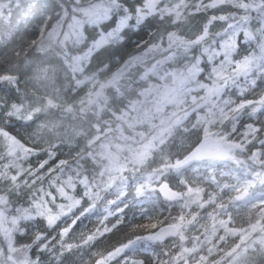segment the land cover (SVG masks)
Masks as SVG:
<instances>
[{"label":"snow or ice","instance_id":"snow-or-ice-1","mask_svg":"<svg viewBox=\"0 0 264 264\" xmlns=\"http://www.w3.org/2000/svg\"><path fill=\"white\" fill-rule=\"evenodd\" d=\"M71 7L60 4V11L56 14V21L50 29L45 31L47 25L41 29L40 35L32 41V47L38 53H46L52 46L59 45L65 54V63L72 73L75 88L91 81L93 88L75 103L59 102V89H55L56 95L45 90L43 95L30 99L28 94L21 95L19 91V77L12 69L0 71V87L7 85L11 91L15 88L13 95L7 99H0V184H7V190H0V264H42L45 254L48 256L47 264H63L66 252L78 250L82 245H90L98 236L116 229L123 219H118L111 228L104 226V220L100 221V227L90 235L81 236L82 245L68 244L65 242L74 227L82 219L86 218L97 201L104 198L106 192L115 190L118 194L115 200H107L105 211L107 217L120 216L123 218L126 209L129 207L125 201L129 196L133 200L143 201L159 200L162 196L169 206L179 204L181 215L170 217L176 222L169 223L167 227L157 229L156 223L144 225L150 229V234L145 236L135 235L128 238L106 254H99L95 264H144V261L130 259L127 252L136 245L144 242H163L165 237H179V243H174L170 250H161L154 253L153 264H240L249 248L259 246L264 250V194L258 198L257 203H251L248 208V219L246 227H230L234 217L232 210L245 206L251 191L257 182L264 186V121H255L244 125L242 132L238 131V124L242 115L249 119L257 113L264 114V93L259 98L242 99L250 86L257 84L259 77L264 80V0H136L135 4H129L128 0H71ZM4 5L0 4V8ZM224 6H229L233 11L226 14L211 15L207 17L202 30L199 26L196 31L201 34L195 35L194 39L186 38V35L194 33L180 32L184 28H191L192 19L196 14H206L209 10L222 11ZM191 9L192 11H189ZM48 17V22L52 21ZM221 21L227 24L223 32L210 35V26L214 22ZM111 25L106 30L105 26ZM145 25L156 27V31L149 34L148 41L138 46L143 52L129 57L124 63L112 73L106 82H97L93 77L75 79L77 73L85 70V62L90 61L101 49L111 44L122 41L123 34L133 29H143ZM91 28L95 37L88 42L87 34ZM175 29V30H170ZM243 34V41L238 42V35ZM217 38L219 43L217 44ZM212 43L204 47L200 55L193 56L182 68L165 70L160 80L167 81L163 85L162 99L169 102L182 103L184 98L191 96L192 107L184 110L182 115H176L175 120L161 121V127L151 138L134 151L130 159L121 161L111 150V145L103 143L100 145L102 151L96 153L92 146L101 140V133L107 134L112 131L111 121H100L90 127L97 133L88 140L87 148L76 152L73 155L72 145L69 146V157L59 160L55 168H49L48 172L41 174L42 170L54 156L57 149L65 146V141L60 138L58 131L60 125L52 123L50 126L41 124L38 127L48 131L59 140L58 144L49 142L47 150L48 159L40 161L37 168H24L23 162L28 157L38 155L34 147H29L27 141L14 135L11 129L16 126L30 128L32 124L40 119V114L52 109L62 110L63 114L76 116L77 113L84 116L96 110V115L101 116L109 103L105 90L111 88L121 96L120 84L133 69L140 67L150 55H161L163 59L156 60L151 68L147 69L144 76L140 78L145 81L151 75H155L168 62H176L185 58L194 46L206 42ZM75 45L77 49L87 45L86 51L82 54L70 55L69 45ZM255 45L252 47V45ZM247 45L251 51L242 59L234 60L233 55L239 47ZM207 57L211 65L206 77L207 82H202L198 77L203 74L201 67L203 58ZM109 65H104L106 70ZM47 69L42 75H37L36 80H49ZM243 78V83L241 79ZM98 83V87L95 85ZM158 85H149L137 93L138 97H147ZM235 89L239 93V103L232 98H225L229 90ZM203 92V95H198ZM142 101L137 98L130 100L128 105L119 111L109 110L115 121L126 123L128 128H133L136 123L142 121L133 120L129 122L130 113L138 109ZM250 109V111H247ZM160 108L157 107V111ZM195 116L194 128L202 129L203 135L198 143L185 154H177L173 161L172 156L163 153L165 136L171 131L174 125L181 121ZM149 119L148 113L144 114ZM23 122V123H22ZM166 125V126H165ZM230 125V130L228 126ZM216 131H212V129ZM116 130L120 132L121 139L123 128L117 124ZM79 135V133L77 134ZM143 136V133H141ZM29 139H32L31 137ZM258 144L259 147H255ZM118 149L120 145L116 146ZM161 152L159 167L152 168L145 174L142 169L153 157L154 152ZM98 157L100 159H98ZM106 159L107 163L102 160ZM7 161V163H4ZM91 161L93 172L91 176L85 174L84 165ZM218 162L231 165L230 171L222 174V178L228 181L221 183L214 174L196 177L195 181L184 178L188 169L194 172L214 169ZM74 165V166H73ZM98 169V170H97ZM67 170L75 175H68L67 179L61 180ZM56 172L58 175L52 176ZM175 173L179 180V186L186 188V191H174L166 180L168 173ZM139 173V175H137ZM47 176H52L48 181L47 188L44 181ZM204 183L213 188L208 192L204 187L189 186L192 183ZM37 184L40 187H37ZM83 187L82 196L78 199L69 194V190ZM55 188V194L51 189ZM219 191H216V190ZM222 192H235L227 202L222 201ZM15 195L16 200L11 198ZM57 196L68 201L67 203L56 204ZM207 196V199L204 197ZM27 197V200H24ZM91 201L89 207L84 208L79 215H75L77 206H83V202ZM183 203H180V202ZM220 201V202H218ZM22 202L20 206L13 209L15 203ZM27 204V207L23 206ZM54 205L58 211L53 212ZM123 205V207H120ZM196 206L198 209L212 208L207 213L206 219L212 221L211 227H205L203 239L200 236L187 237L186 230L197 220V213H192L191 219H186L183 210ZM115 208V211L112 209ZM14 211V214H10ZM147 210L141 209L140 215L143 218ZM74 216L71 223L64 227L59 233V241L50 238L49 229H52L62 217ZM227 216V219H220ZM46 221L43 229L37 228L34 239L30 243L17 247L14 242L16 233L25 234L28 230L22 225L38 222L40 219ZM101 228L103 229L101 231ZM223 235H219V230ZM229 237L238 238L239 243L225 250L221 245ZM185 242L191 243L192 247H185ZM6 244V248L2 245ZM210 245V246H209ZM179 248V251L176 249ZM205 248L207 254L203 255ZM36 249V258L30 255V250ZM59 249V250H58ZM175 252V254H173ZM216 252L219 260L210 259ZM167 257V258H164ZM198 257V258H197Z\"/></svg>","mask_w":264,"mask_h":264},{"label":"trees","instance_id":"trees-1","mask_svg":"<svg viewBox=\"0 0 264 264\" xmlns=\"http://www.w3.org/2000/svg\"><path fill=\"white\" fill-rule=\"evenodd\" d=\"M4 2H9V5L5 7L7 11H3L0 13V71H4L8 68L10 64L16 62L18 64V69L14 74L18 75L19 83L21 81L28 83L29 79L32 77L35 70L41 67H49L52 71L55 72L56 79L61 74V70L69 71L67 68V64L65 63V54L63 52L62 55L50 51L49 49L45 55L36 56V54H40L36 51L34 47H32V41L36 40L40 35L38 32L37 25L45 24L48 29L51 28L52 23L56 21V14L60 11L59 5L62 3L68 7H71V0H0ZM129 4H135L136 0H128ZM48 17H52V21L48 22ZM111 25H106V30L110 29ZM47 28H45L46 31ZM156 27H149L145 25L143 29H133L127 31L123 34V40L117 41L110 46H107L101 49L97 54L90 59V61L85 62V70L82 73H77L75 75L78 79H83L85 77L98 76L103 77L104 75L116 71L122 62L127 60L130 55H135L138 50V46L145 42L149 34L152 33ZM95 37V32L89 28V32L87 34L88 42ZM241 35H238V42H242ZM255 45L253 44L252 47ZM69 48L71 51L70 55L82 54L87 49V45L80 47L77 49L75 45L70 44ZM248 51H251V47L245 45L244 47H239L237 53L233 55L234 59H241ZM34 55L33 58L24 64L25 59L28 56ZM24 66H23V65ZM104 65H109L106 70H101L104 68ZM202 68H204L203 74L198 77V79H206L205 74L208 75L210 71L211 65L208 64L207 60L203 59ZM205 73V74H204ZM257 79V84L264 83V80H260L259 77H252ZM22 82V83H23ZM74 85V84H73ZM21 95L26 92L24 89L20 90ZM15 92V88L11 91L7 85L0 87V99L4 94H6L7 99L9 96L13 95ZM66 94H68L69 102H74L79 100L83 94L82 85L77 88H70L66 90ZM236 98L238 94L235 92V89H231L228 92V98ZM264 121V114L257 113L256 116H253L251 119L246 118L244 116L241 117V120L238 124V131L242 132L244 130L245 123H253L255 121ZM23 123V122H22ZM25 128L23 126H16L11 129L14 135H17L18 138H23L22 142L27 141V135L30 133L32 127ZM178 135V136H177ZM189 138L188 142H186V138ZM201 138L199 129L194 128L193 126L189 128L187 134L183 130L176 131L175 136H171L170 140L166 144L167 152L172 156L173 161L175 160V156L177 154H185L189 151ZM28 144V141H27ZM61 157L57 153L49 163H57ZM89 168L86 169V174L91 176V161H89L86 166ZM159 167L154 164L148 165L142 169V171H150L152 168ZM231 166L222 162H218V166L214 169H209L207 172L201 170L199 172H194L192 169H188L184 173V178L187 180L195 181L196 177L205 176L207 174H214L216 177H221L225 172L230 171ZM225 170V171H223ZM139 175V173H137ZM223 179V178H222ZM166 180L169 185L177 191H185V187L179 186L180 177H178L174 172L168 173L166 176ZM228 181V180H227ZM189 186H200L204 187L206 191L211 192L213 188L209 187L204 183H192ZM216 191H219L218 189ZM261 194H264V186H262L259 182L255 185V188L251 191V194L248 200L245 202V206L239 210L233 209L232 215L234 217L233 223L230 224L231 227H246V221L248 219V208L251 203H255L256 198H259ZM118 195V194H117ZM116 194H112L110 191L104 194V198L101 201L96 202L95 208H93L92 212L89 215L82 219L78 224L74 227L72 231H70L69 235L65 237V242L68 244H76L82 245L81 236L86 237L87 235L92 234L96 231L98 227H100V221L104 220V226L111 228L112 224L116 223L118 219H123V222L111 232L105 233L103 236H98L94 241L91 242L90 245H82L78 250L74 249L71 252H66L64 256L63 264H81L84 263L86 254L87 256H93L95 258L89 259V264H92L93 261L99 258V254H106L107 251L112 250L114 247L119 246L122 243H126L128 238H133L135 235L145 236L150 234V229H146L143 226L156 223L157 228L162 225L174 223L176 222L174 219L170 217H179L181 215V208L178 204H173L169 206V204L164 201V198L161 196L159 200H149L145 198L143 201L137 199L133 200L131 196H129L128 200L125 201L129 205L126 209L125 214L122 217L120 216H107L105 208H107V200H115L117 197ZM80 196V195H79ZM222 201L227 202L230 197L229 192H222ZM207 199V196L204 197ZM220 202V201H218ZM91 204V201L85 200L83 202V206H77L75 211V215H79L80 212L83 211L84 208H87L88 205ZM23 206L25 204L23 203ZM123 207V205H120ZM147 210V214L141 218L140 212L141 209ZM115 211V208L112 209ZM212 208L206 209H198L196 206H192L190 208H185L183 213L185 214L186 219L192 218V213H197V220L193 225L189 226L188 231L185 233L187 237L191 238L194 236H200L203 239V233L205 231V227L210 228L212 221L206 219L207 213L211 212ZM149 215V216H148ZM75 217L72 216L70 218L62 217L61 220L57 221V224L53 226L52 229H49L50 238L54 237L55 241H59L58 233L64 228L67 227L71 220ZM220 219H227V216H222ZM46 226L45 221L41 218L38 222L25 224L28 230L25 234L21 235L20 233L15 234V240L22 241V244L30 243L34 239L35 232L37 228L43 229ZM103 229L101 228V231ZM219 235H223V230H219ZM178 237H168L165 238L163 242L153 241V242H144L142 241L134 248L130 249L127 252V256L130 259H136L144 261V264H153V257L150 250H156L160 252L161 250H168V247L174 243H177ZM235 243H239L238 238L229 237L226 242H224L221 247L227 250L229 247L233 246ZM210 246V245H209ZM185 247H192L191 243L185 242ZM59 250V249H58ZM94 251V254L91 252ZM37 250H30V255L33 259L36 258ZM175 254V252L173 253ZM203 255L207 254V248H205ZM167 258V257H164ZM198 258V257H197ZM210 259L219 260L220 256L213 253V256ZM48 256L44 255L42 259V264H47ZM240 264H264V250L257 246H253L249 248L247 253L241 257Z\"/></svg>","mask_w":264,"mask_h":264},{"label":"rangeland","instance_id":"rangeland-1","mask_svg":"<svg viewBox=\"0 0 264 264\" xmlns=\"http://www.w3.org/2000/svg\"><path fill=\"white\" fill-rule=\"evenodd\" d=\"M193 2H194V0H193ZM206 2H207V0H206ZM0 4L4 5L2 8H0V13L2 12V10L7 11V9L5 7H7L9 5V2L0 1ZM233 10L234 9H232L229 6H224L222 11L209 10L206 14H196L192 19L191 28L190 29L184 28L183 30H181L180 34L184 35L185 33H194V34L186 35V38L194 39L195 35L201 34L200 32L196 31V27L199 26L200 29L202 30L203 24L206 23L207 17H209L211 15L226 14L227 12H230ZM189 11H192V10L189 9ZM44 27H45V24L37 25L38 32H41V29ZM226 27H227V24L225 22L216 21L213 23V25L210 26V35L212 37H215V33L223 32L224 28H226ZM47 30H48V27H47L46 31ZM170 30H175V29H170ZM155 31H156V29L153 32H155ZM240 35H241V39H243V34L241 33ZM149 38H150V36L148 37V39L146 41H148ZM211 43H212V40L208 39L206 42H202L200 45L194 46L193 49H191L189 51L188 55L185 58L181 59L179 61V63L170 61L167 64L162 66L163 68L160 70V72H158L155 75H151L145 81H141L140 78L144 76L145 71L147 69L151 68L152 64H154L156 62V60L163 59V57L161 55H155L154 58L150 55L148 58H146L145 62L141 63L140 67L133 69L131 71V73L123 81H121L120 91L123 93L122 96L111 88H108L105 90V95L109 98V103L107 106V110H105L104 113L99 117L96 115L95 109H93L91 112L87 113L84 116L77 113V115L75 117L72 115L63 114L62 110H57V109H52L48 112L41 113L40 119L37 120L36 123H34L30 133L27 135V138H26L28 141V144L26 146L34 147L35 150L38 152V155H33V156L28 157L27 160H25L23 162L22 166L24 168H29V167L37 168L40 161L48 159L47 150L49 147V142H51L52 144H58L59 143V140L56 139L55 136H53L52 134H50L46 130L40 129L38 127L39 125L47 124L50 126L52 123H58L60 125V127L58 129V131L60 133V138L63 139L66 144L62 149L58 148L56 151L59 154V156L61 157V159H66V160H69L71 162V157H69V155H68V153H69L68 144L73 146L71 148L73 155L82 149H86L87 144H88V140L91 139L93 136L97 135V133L90 127V125L95 124L97 122V120L100 121L102 126H103V121H105V120L111 121L112 123H111L110 127H111L112 131L107 133L106 135L101 133L100 134L102 137L101 140L97 144L92 146V150L95 151L96 153H99L100 151H102L100 145L103 143H108L111 145L110 150L116 156H118V158L121 161H124L126 159H130L133 152L138 150L141 147V145L146 141V139L151 138V136L156 134V132L161 127V121L162 120H164L166 122H170L171 120H175L176 116L173 115L174 113L176 115H182L184 110H190L192 107L191 96L185 97L182 103H176L174 101L169 102V101L162 99L163 85H165L166 83H169V82L164 81V80H160L159 76L163 75V72L165 70H171L172 68H182L183 65L189 59H191V57L200 55L202 49L204 47H207ZM218 43H219V38H217V44ZM50 49H51L50 51H54L60 55L63 54V51L61 50V47L59 45H54ZM139 50H140V52H143V48H140L137 51H139ZM137 51H136L135 55L139 54ZM37 55L41 56V55H45V53L36 54V56ZM33 56L34 55L28 56L25 59L24 64L29 62L33 58ZM131 56H134V55L132 54V55H130V57ZM203 59L207 60V57L205 56ZM234 60H236V59H234ZM237 60H239V59H237ZM123 63L124 62H122L121 65ZM8 68H10L14 72H16V70L18 69V64L16 62H14V63L10 64ZM44 69L48 70L47 75H48V77L51 78L50 81L49 80H41L40 82H37L36 76L42 75ZM113 72H115V71H113ZM113 72H110V73L104 75L103 77H98V76H92V77L98 83L99 82H106L108 79L111 78ZM205 77H207V74H205ZM75 79H78V78L75 77ZM240 79H241V83H243V78L241 77ZM200 80L202 82H207L206 79H200ZM22 82L23 81H21L19 83V89L20 90L24 89V91L28 94L30 99H34L35 96L43 95L45 90H47L49 93H51V94H53V96H55L56 93L54 90L59 89V96H60L59 102H61V103H71V102H69V98H68V94H66V90L70 89V88H73V89L75 88L74 79H73V76H72V73L70 72V70L69 71L61 70V74L56 79L55 72L52 71V69L49 67L38 68L37 70H35L32 77L29 79L28 83H25V82L22 83ZM98 83L95 85L96 87H98ZM149 85H158L159 87H158V89H154L147 97H138L137 93L140 90L147 88ZM93 86L94 85L91 81L82 85V88H83L82 97L85 96L87 94V92L89 91V89L93 88ZM235 92L238 94V97L232 98V99L236 100V102L239 103V101H240L239 93L237 90H235ZM262 93H264V83L256 84L255 86L249 87L248 92L245 93V95L242 97V99L259 98V96ZM198 95L202 96L203 92H199ZM2 98L5 99L6 94H4L2 96ZM137 98H139L142 101V103L138 106V109L136 111L130 113L129 122L136 120V121H142L141 123H136L133 128H128L126 123L115 121L114 118L110 115L109 110L119 111V110L123 109L124 107H126L130 100H134ZM225 98H228V93L225 95ZM75 102L76 101H74L72 103H75ZM157 107L160 108L159 111H157ZM247 111H250V109H248ZM145 113L149 114V116H150L149 119L144 118ZM242 116L248 118V116L246 114L242 115ZM194 122H195V116H191V117L187 118L186 120L181 121V123L179 125H174L171 128V131L168 132L165 136L166 142L163 146V153L164 154H169L167 152L166 144L170 140L171 136L174 137L175 132L178 130L181 132H183V130H184L187 134L189 128H191L193 126ZM117 124H120L121 127L123 128V136L127 137V139H121L120 138L121 134L119 131L116 130ZM245 125H246V123H245ZM228 129L230 130V125L228 126ZM212 131H216V129L214 128V129H212ZM199 132H200V136L202 137L203 130L199 129ZM78 133H79V135H77ZM141 133H143V136H141ZM30 137L32 139H29ZM189 138H192V136L186 138V142H188ZM261 138H264V137H261ZM117 145H120L121 148L118 149L116 147ZM255 147H259V145L256 144ZM98 159H100V158L98 157ZM160 161H161V152L159 150H157L156 152H154L153 157L148 161L146 166L151 165V164L159 166ZM102 162L107 163V160L104 159V160H102ZM4 163H7V161H4ZM58 163H59V160L57 161L56 164L54 162L48 163L45 166V168L42 170L41 174L43 175V174L47 173L49 168H55V166ZM84 167L89 168V166L88 165L86 166V164L84 165ZM91 170L93 172V168H91ZM150 171H146L145 174H147ZM223 171H225V170H223ZM226 173H228V172H225L224 174H226ZM70 174L75 175V173H69L67 170H65L64 174L62 176H60V179L61 180L67 179V176ZM55 175H58V173L54 172L52 174V176H55ZM52 176L46 177V179L44 181L45 188H47L48 181L51 180ZM216 178L221 180V183L234 182V181H227L226 179H222L221 177H216ZM37 187H40V185L37 184ZM7 188H8V185L6 183L0 184V190H7ZM51 191L55 194V188L51 189ZM185 191H186V188H185ZM110 192L112 194L117 195L115 190H112ZM82 193H83V187L79 186V185H78L77 189L69 190V194L74 195L78 199L82 196ZM229 193H230V196L236 195L235 192H229ZM0 194H3V193H0ZM11 199L13 201H15L16 200L15 195ZM24 200H27V197H24ZM67 202L68 201L57 196L56 204L67 203ZM257 202H258V198H256L255 203H257ZM21 203L22 202L15 203L13 205V209L15 207L20 206ZM180 203H183V202L181 201ZM24 204H25V207H27V204L26 203H24ZM89 206H90V204L88 205V207ZM50 207L53 208V212L58 211V209H56V207L54 205H50ZM10 214H14V211L11 212ZM70 217H72V216H68V217H66V219L70 218ZM45 223H46V221H45ZM22 227H24V225H22ZM187 231L188 230H186V232ZM15 238H16V236H14L15 245L17 247L22 246L23 245L22 241H20V240L17 241V240H15ZM178 239H179V237H178ZM2 240H3V237L0 236V241H2ZM178 243H179V240L177 241V244ZM172 245H170L168 247V250L171 249ZM2 246L6 248V244H3ZM176 251H179V248H177ZM91 254H94V251H92ZM83 258H85V261H84V263H81V264H89L88 263L89 259L95 258V257H93L91 255L87 256V254H86V256ZM92 264H95V261H93ZM117 264H119V261L117 262Z\"/></svg>","mask_w":264,"mask_h":264},{"label":"water","instance_id":"water-1","mask_svg":"<svg viewBox=\"0 0 264 264\" xmlns=\"http://www.w3.org/2000/svg\"><path fill=\"white\" fill-rule=\"evenodd\" d=\"M198 141H199V140H198ZM197 143H198V142H197ZM195 145H196V144H195ZM195 145H194V146H195ZM194 146H193V147H194ZM193 147H192V148H193ZM190 150H191V149H190ZM190 150H189V151H190ZM170 187H171V186H170ZM172 189H173L174 191H177V190H175L174 188H172ZM167 225H168V224H165V225H162V226H160V227H167ZM160 227H159V228H160ZM159 228H157L156 230H158ZM165 238H168V237H165Z\"/></svg>","mask_w":264,"mask_h":264},{"label":"built area","instance_id":"built-area-1","mask_svg":"<svg viewBox=\"0 0 264 264\" xmlns=\"http://www.w3.org/2000/svg\"><path fill=\"white\" fill-rule=\"evenodd\" d=\"M151 254H152V257H153V260H154V253H157L158 251L156 250H150Z\"/></svg>","mask_w":264,"mask_h":264}]
</instances>
